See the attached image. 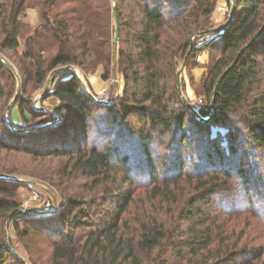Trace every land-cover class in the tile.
<instances>
[{
	"label": "trees",
	"instance_id": "obj_1",
	"mask_svg": "<svg viewBox=\"0 0 264 264\" xmlns=\"http://www.w3.org/2000/svg\"><path fill=\"white\" fill-rule=\"evenodd\" d=\"M180 1H44L54 12L45 13L43 24L26 40L22 59L31 62L34 74L19 69L22 78L42 86L58 68L73 66L93 72L103 65L102 80L109 81L114 63L115 2L119 19L117 75L124 84L121 95L107 104L100 103L88 95L72 71H64L56 78L68 76L43 98H57L68 111L63 115L66 120L62 118L31 132H22L11 122L12 126L5 124L12 135L31 141L10 144L0 140V150L23 151L37 157H67L70 169L64 175L68 179L91 180L92 192L102 200V206L97 207L107 211L104 215L96 213L95 220L91 209H79L84 204L76 197L78 193L65 195L67 211L58 208L49 215L51 227L40 229L34 225L40 215L18 210L16 188L7 187L21 185L0 180V219L11 215L14 221L24 218L26 236L31 234V228L36 235L55 236L51 242V264H144L138 252L147 255L148 264H171L167 261L169 252L180 262L196 260L192 264H264V245L251 243L263 239L255 240L249 234L251 242L239 247L225 237L226 219L236 213L252 210L264 221V205L253 202L251 180L244 171L247 154H264V37L240 55L215 90L219 77L240 50L264 31V0H235L231 22L201 45L191 43L190 36L206 29L196 16L197 11L186 10ZM25 2L10 0L9 15L0 22L6 37L0 42V52L8 61V48L19 47L23 28L19 17ZM204 2L197 0V9ZM228 3L230 6V0ZM211 14L212 7L205 11L206 16ZM215 50L220 57L213 54ZM204 51L213 56L204 76L209 99L198 112L208 117L213 102L209 121L197 119L177 88L180 63L187 65L193 60V66H197L196 59ZM3 72L15 75L0 61V74ZM5 96L0 78V100ZM17 106L33 120L49 116L50 109H36L29 101L19 100ZM96 108L106 110L104 116L98 115ZM95 121L100 125L94 129L105 136V141L89 145L88 134ZM242 137L247 138L245 145L250 153L242 154L240 161L233 163L232 158L239 157ZM135 147L142 149L137 177L130 165ZM162 169L166 170L160 174ZM235 175L237 189L231 185ZM183 182L190 195L186 208L181 210L177 225L180 232L173 234L178 236L175 240L166 230L167 217L160 215L157 206L177 204L175 189ZM255 182L253 179L252 185ZM214 199L220 213H213ZM139 200L157 214L132 218ZM257 203L261 207L257 208ZM15 229L20 231L18 225ZM8 258L12 263L24 264L3 239L0 264H7ZM36 258L32 257L33 264H38Z\"/></svg>",
	"mask_w": 264,
	"mask_h": 264
},
{
	"label": "rangeland",
	"instance_id": "obj_2",
	"mask_svg": "<svg viewBox=\"0 0 264 264\" xmlns=\"http://www.w3.org/2000/svg\"><path fill=\"white\" fill-rule=\"evenodd\" d=\"M44 1L45 0H26L24 11L19 17L21 25L23 26L21 36L18 38L19 47L16 50L8 48L9 50L6 53L10 57L11 61H8L5 57H3L0 52V55L6 59L13 68L16 69V73L18 75L15 76L13 74L14 77H12L8 72H3L0 74V78L2 79L6 89V96L0 100V140H3V142L6 143L19 144L25 141L24 143L26 144L28 141H31L29 138L21 140L20 137L12 135L5 128L7 121L13 123L15 126L21 129H26L36 127V124L44 123L46 121L50 122L58 120L56 112L51 109H46L49 110V116L38 117L34 120L28 112L23 115L17 106V101L19 100L31 102L33 107L36 109L55 108L58 110L59 115L61 116V121L62 118H64L63 115L68 113L66 107L63 106V104L57 98L49 96L48 98L40 99L47 83L42 86L37 85L35 82L27 83V81L22 78L21 71L19 73L20 69L22 72L26 71L27 73L34 74V69L31 62L22 59V54L25 51L26 40L32 36L34 29L43 24L44 14L48 13L51 15L54 12V9H51L50 6L45 5ZM228 1L229 0H205V2L200 5L199 9H197L196 6L197 0H181L180 3L185 5L186 10L189 9V11H197L198 14L196 13V16L204 25V29L208 30L211 28H220L226 24L230 12ZM221 4L223 5V9L219 10ZM9 5L10 0L0 1V22L3 18L9 15ZM167 6H165V9L168 11L169 6ZM211 7V16H206V9ZM217 10L221 12V15L219 16V21L216 22L215 17L218 13ZM1 29L2 28L0 26V42H3L5 41L6 37L2 33ZM199 33L200 32H196L190 36L191 43L201 45L204 41L209 40L215 35L210 34L200 36ZM206 52L208 55L207 62L205 64L199 65L201 68L205 69V72L202 75L199 71L197 72V70H194L197 66H193V60H191L187 65H184V63L181 62L178 67V71H182L180 75L182 93L189 101H191L194 106L196 99L199 97L204 99L205 104L209 99L204 89V76L208 72V68L211 64L213 56H211L209 51ZM213 54L220 57V53L217 52V50H215ZM198 59L199 56L197 57L196 61ZM75 69L86 82L88 91H90L98 101L109 103L112 99H115L122 94L124 84L120 76L117 77V84H114L113 76L109 81L102 80V75L104 74L103 65H99L93 72H84L77 67H75ZM67 76V74H64L58 78H55L48 91H52L58 81L60 79L66 78ZM51 78L52 76L50 75L48 77V81ZM17 94L18 98L16 99L14 106L6 111L7 107L12 103ZM96 113L98 115L104 116L106 110L96 108ZM67 115L69 117V114ZM98 125L100 124H98L97 121H95L92 125V129L88 134L89 145L94 143L102 144L105 141V136H100L101 134L95 130ZM242 139V144L239 145V157L237 156L232 158L231 162L233 163L240 161V156L242 154L250 153L248 152V147L245 145V143H247V138L242 137ZM35 141L38 140L34 139V142ZM222 145L225 146V148L227 147L225 141H223ZM141 154V148L135 147L132 151V160L130 165L133 168V174L135 177L140 175L139 168L141 167V161L139 157L142 156ZM160 155L164 156V151ZM186 155L187 154L185 151V156ZM246 157L247 158H245L246 160L244 161L245 175H247L251 181L253 179L256 180L254 185H252L250 181V196L253 199V202L256 203L257 201H260V205L262 206L264 205V154L259 156L247 154ZM164 160H166V158ZM68 163L67 157H37L35 155L26 154L23 151L0 150V174L14 176L21 180L33 181L37 184L35 186L20 184L21 186L17 187L13 185H7V187L14 189L16 188L15 201L19 206L18 210L23 212H34L36 214L40 213L37 214L40 216L34 220V225L42 227L40 229H49L51 227L50 225H52V221L49 220V215H52L50 213L54 210L55 202L57 204V209L59 208L60 211L63 210L64 212L67 211L68 207L65 195H67L66 197H69L73 193H78L79 196L76 195V197L81 198L82 202L80 204H84V206H81L79 209H82V211L86 212L91 209L90 212L93 215V219L98 220L96 213L100 212L102 215L107 213L106 209H100L97 207L101 205L102 200L92 192V187L90 184L91 180H87L86 178L68 179L67 176L64 175V171L66 169H70V166L67 167ZM165 170L162 169L159 171V173L163 174ZM236 177L237 176L235 175L234 182L231 183V185L233 188L235 187L237 189L239 185L236 182ZM186 185L187 183L183 182L179 184L178 188L175 189V193L177 195V204H164L163 206H157L160 210V215H164V217H167L168 219V222H166V230L171 236L180 232V230L177 229V225H179L180 222L179 217L181 215V210L186 208L187 198L190 195V189H185ZM242 187L243 186H241V188ZM214 201L215 204L213 205V213H220L218 212V207L216 206V200L214 199ZM108 204L109 203L106 204V207H109ZM261 206L258 204L257 208ZM79 209L76 210V213L79 211ZM152 212L155 215L157 214L153 207L147 204H144L143 206L142 202L139 200V205L134 208L132 212L133 215L131 217L140 218L141 215V217L147 218L149 215H154ZM94 214L96 216H94ZM14 218V215H11L7 219H0V243L4 239L5 242L8 243L10 247L14 249L23 259H25L28 264H33L32 257L38 258V264H51V242L55 240V236L53 237L48 233L36 235L33 233L32 228V230H29L31 234L26 236L25 226H27V224L25 221H23L24 218H20L16 221H14ZM226 220L228 228L225 237L228 238L227 242L236 245L238 243L239 247H243L247 242H251L249 241V234L250 237L255 240L257 238L264 240V221L257 217L252 210L241 211ZM15 225L19 226V232L15 229ZM186 237L187 236L184 235V238ZM173 238L177 240L178 236L175 235ZM263 240H257V242L251 243L252 245L257 246L264 245V242H262ZM138 255L144 264L149 263L146 254L138 252ZM171 256L172 255L169 252L167 261H169L171 264H192L194 261H196L191 260V262H180L173 259ZM6 261L7 264H15L12 263L9 258L6 259Z\"/></svg>",
	"mask_w": 264,
	"mask_h": 264
},
{
	"label": "water",
	"instance_id": "obj_3",
	"mask_svg": "<svg viewBox=\"0 0 264 264\" xmlns=\"http://www.w3.org/2000/svg\"><path fill=\"white\" fill-rule=\"evenodd\" d=\"M235 8H236V3H235V0H230V12H229V17H228V21L226 22L225 25H223L222 27L220 28H211V29H208L206 31H203L200 34L201 35H210V34H216L217 32H220L221 30H223L230 22L231 20L233 19V15H234V11H235ZM113 11H114V22H115V35H114V38H113V82L114 84H117L118 82V75H117V54H118V43H119V19H118V13H117V8H116V3L114 2V7H113ZM264 37V31H262L252 42L248 43L247 45H245L241 50L240 52L238 53L235 61L223 72V74L219 77L218 79V82L216 84V87H215V90L217 89L218 85L221 83V81L227 76V74L234 68L238 58L240 57V55L245 52L246 50L250 49L253 45H255L259 40H261L262 38ZM0 61L7 67L9 68L13 73H15L16 76L17 73L15 71V69L12 67V65L6 60L4 59L1 55H0ZM72 71L77 77L78 79L80 80V82L82 83L84 89L87 91L88 95L96 100L97 102H100V103H108V102H101V101H98L95 96L90 92L88 91V86L86 84V82L83 80V78L81 77V75L79 74V72L73 67V66H66V67H63V68H58L54 71V74H53V77L47 82L46 86H45V89H44V92L42 93L41 98H43L45 96V94L47 93V91L49 90V87L50 85L54 82L56 76L64 71ZM181 70L178 71L177 73V88H178V92L180 94V96L182 97L185 105L191 110V112L197 117V119L201 120V121H209L211 118H212V112H213V102L211 103V114L208 116V117H202L199 112H198V109L197 107H195L191 101H189L182 93V90H181V81H180V75H181ZM18 97V94L15 96V98L13 99L12 103L7 107L6 111L11 109L14 104H15V101ZM45 109H51L53 111L56 112V116L58 117V120L57 121H53V122H50L49 124H47L46 126H43V127H37V128H26V129H22L21 131L22 132H31V131H37V130H41L45 127H48V126H51L53 124H55L56 122L60 121V118L61 116L59 115V112L57 109L55 108H45ZM7 124L9 126H12V124L7 121ZM0 180L2 181H9V182H15V183H18V184H23V185H30V186H35L37 185L35 182L33 181H27V180H21L17 177H14V176H10V175H4V174H0ZM57 211V204L55 202V205H54V210L51 211L50 214H54L55 212ZM37 214H40V213H37ZM10 250L14 253V255L24 264H28L26 262L25 259H23L14 249H12L10 247Z\"/></svg>",
	"mask_w": 264,
	"mask_h": 264
},
{
	"label": "crops",
	"instance_id": "obj_4",
	"mask_svg": "<svg viewBox=\"0 0 264 264\" xmlns=\"http://www.w3.org/2000/svg\"><path fill=\"white\" fill-rule=\"evenodd\" d=\"M222 9H223V5L221 4L219 10H222ZM217 12L218 13H217V15L215 17L216 22L219 21V19H220L219 16L221 15L220 14L221 13L220 11L217 10ZM207 58H208L207 52L204 51V52H202L199 55V59L197 60V67H195L194 70H197V72L199 71L201 75L205 72V69L204 68H201L199 65L205 64L207 62Z\"/></svg>",
	"mask_w": 264,
	"mask_h": 264
},
{
	"label": "built area",
	"instance_id": "obj_5",
	"mask_svg": "<svg viewBox=\"0 0 264 264\" xmlns=\"http://www.w3.org/2000/svg\"><path fill=\"white\" fill-rule=\"evenodd\" d=\"M204 102V99L202 97H199L198 99H196L195 107L200 108L204 104Z\"/></svg>",
	"mask_w": 264,
	"mask_h": 264
}]
</instances>
